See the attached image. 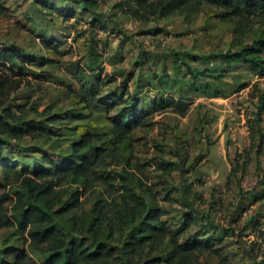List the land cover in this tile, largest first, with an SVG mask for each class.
Listing matches in <instances>:
<instances>
[{"label":"rangeland","instance_id":"rangeland-1","mask_svg":"<svg viewBox=\"0 0 264 264\" xmlns=\"http://www.w3.org/2000/svg\"><path fill=\"white\" fill-rule=\"evenodd\" d=\"M117 1L85 7L81 0H0V42L35 56L21 70L14 67L21 75L2 67L0 76L8 80L0 102L16 113L17 105L25 106L27 121L51 132L50 138L43 133L15 142L0 135V195L15 200L5 166L32 171L48 168L49 158L62 166L69 145L87 131L105 133L101 145L112 146V120L134 100L146 122L133 130L118 159L99 170L115 175L119 188L126 177L150 207L164 211L157 225L167 232L147 246L145 259L197 240L206 249L190 264H264V75L234 57L264 39V19L246 14L230 22L221 9L204 4L191 16L143 21L111 5ZM161 98L180 104L155 110L153 101ZM69 110L88 118L71 120ZM51 113L62 121L49 126ZM76 188L67 186L56 209L71 202ZM111 192L98 183L79 206L56 217V225L69 226L73 213L84 219L96 202L110 201ZM5 207L11 216L19 212L11 201ZM128 231L112 237L107 229L102 240L120 254ZM23 254L38 264L47 259L16 227H0V264Z\"/></svg>","mask_w":264,"mask_h":264},{"label":"trees","instance_id":"trees-1","mask_svg":"<svg viewBox=\"0 0 264 264\" xmlns=\"http://www.w3.org/2000/svg\"><path fill=\"white\" fill-rule=\"evenodd\" d=\"M97 1L81 0L85 7L96 5ZM204 4L221 9L222 19L230 22L243 20L246 14L264 19V0H118L111 5L125 14L147 21L152 18H167L175 14L191 16ZM263 51L264 39H258L236 51L234 57L245 59L264 75V57L261 56ZM31 60H35L34 55H22L10 44L0 42V70L2 67L10 68L15 75H21L23 72L20 70ZM7 80L8 78L0 76V92L5 88L4 82ZM261 98L262 106L259 108V114L264 110V93ZM169 103L180 104L172 98L167 101L161 98L154 100L153 106L155 110H159ZM16 108L19 113L14 112L11 105L5 106L4 102H0V135L14 142L26 136L36 138L43 133L50 138L51 132L47 126H33L27 121L25 106L17 105ZM65 116L74 121L88 118V114L74 113L71 110L65 112ZM47 117L48 125L60 123L63 119V116L56 113L47 114ZM145 119L139 103L133 100L112 120V129L108 134L112 139V146L101 145L106 139L105 133L87 131L69 145V161L62 166H58L51 158L46 159L50 165L48 168H35L32 171L5 166L3 175L7 184L15 186L12 192L15 200L6 192L0 195V227H16L25 242H29L32 248L47 255L44 264H190L194 262L206 249V246L197 240L185 241L166 255L145 259L147 246L157 245L158 240H162L167 232L164 226L157 225L164 211L150 207L146 198L127 184L126 177L120 178L122 182L119 188L115 175L99 170L106 168L109 160L118 159L119 150L125 141L135 128L146 122ZM34 127L42 132L35 133ZM262 144L261 137L258 146L261 147ZM91 148H95L93 156L87 154ZM3 154L4 149L0 147V161ZM127 166L133 167L131 160H128ZM124 172L128 176L134 175L128 169ZM98 183L112 190L110 201L96 202L91 214L84 219L73 213L69 226L56 225V217L62 219L67 212L79 206L82 203L80 198ZM68 185L77 186L71 193V202L56 209V204ZM115 193H118L117 196L114 195ZM118 199L120 202H117ZM8 201L13 203L14 210L19 211L17 215L8 214L5 207ZM186 225H190L189 218L186 220ZM127 227H129L127 240L122 244L121 253L117 254V250L103 242L102 237L107 229L108 235L121 236ZM9 264L38 263L31 256L23 254L16 256Z\"/></svg>","mask_w":264,"mask_h":264}]
</instances>
